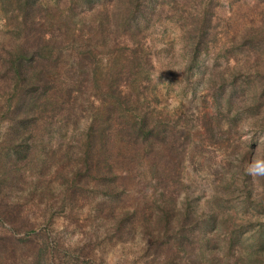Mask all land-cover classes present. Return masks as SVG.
<instances>
[{
    "label": "rangeland",
    "instance_id": "rangeland-1",
    "mask_svg": "<svg viewBox=\"0 0 264 264\" xmlns=\"http://www.w3.org/2000/svg\"><path fill=\"white\" fill-rule=\"evenodd\" d=\"M43 1L53 10L48 15L42 7L41 26L49 19L55 24L67 19L71 7H62L64 13L57 17L52 7L56 0ZM160 3L164 10L143 39L153 66L138 89L127 96L124 88L125 102L116 105L112 92L88 79L106 74L112 59L122 55L125 41L120 46L99 42L95 58L74 59L71 55L78 53L71 42L54 46L50 60L56 69L46 88L29 89L12 68L29 27L21 7L0 0V264H189L197 259L200 243L185 250L175 245L176 235L153 237L146 226L148 215L140 212L154 205L163 190L154 175V151L130 141L123 124L128 121L130 127L140 114L176 125L178 135L184 127L190 129L181 183L184 190L187 186L201 195L200 211L214 191L217 174L231 179L235 173L238 143L249 150L247 165L260 158L264 107L257 114L240 110L243 115L230 132L227 116L218 113L227 132L212 138L199 119L204 113L216 117L206 90L210 77L227 75L226 88L245 87L264 73V46L253 55L242 43L251 26L264 24V0ZM197 33L202 43L190 78L187 69L197 40L191 41ZM28 97L32 107L25 104ZM104 127L109 137L103 139ZM255 187L264 194V179L258 176ZM247 210L256 215L253 222L258 216L264 221L263 207L254 203ZM245 217H237L246 224L242 231L255 230L258 225L242 221ZM205 232L217 234L209 228ZM167 240L173 248L158 246Z\"/></svg>",
    "mask_w": 264,
    "mask_h": 264
},
{
    "label": "trees",
    "instance_id": "trees-1",
    "mask_svg": "<svg viewBox=\"0 0 264 264\" xmlns=\"http://www.w3.org/2000/svg\"><path fill=\"white\" fill-rule=\"evenodd\" d=\"M10 1L21 7L25 26L29 27L28 37L21 45L22 56L16 57L12 67L17 81L25 80L29 89L37 90L41 84L44 86L50 80V75L56 69V63L50 60L52 49L65 42H71L78 53L77 56L71 55L75 59L84 55L95 58L99 42L113 41L120 46L125 41L122 55L117 60L112 59L106 74L97 77L98 79H88L93 84H101L104 92L109 95L112 92L116 105L125 102L122 97L124 88L128 91V96L129 91L138 89L148 77L145 72L153 66V57L148 48H145L143 39L146 38V32L150 30L154 18L159 17L164 10L158 6L162 3L161 0H56V4L52 6L55 7L54 15L62 16V7H71L70 13L65 20L58 19V24L49 19L45 27L41 26L44 19L40 14L45 10L42 7H47V14L53 9L43 0ZM246 34L242 43L248 46L251 54L259 55L261 46H264V24L251 26ZM31 35L38 36L34 38ZM200 39L201 35L197 33V38L191 41L193 45L197 40L187 69L188 75L200 54ZM190 76L191 74L188 77ZM225 76L227 75L210 77L207 80L206 90L211 92L207 94L213 100L216 117L214 114L209 116V113H204L199 121L211 138L219 133L230 132L243 115L240 110H253L257 114L264 107V100H261L264 94V73L257 74L261 78L245 87L232 85L226 88ZM220 80L222 82L219 83ZM200 83L201 81L197 82L196 86ZM25 104L32 107V98L28 97ZM111 110L115 111L113 104ZM218 113L227 116V122H230L227 131L222 129V119H219ZM207 118L213 120L209 122ZM262 119L264 120V116ZM123 124L129 128L130 141L142 146L146 144L150 148L149 152L154 151V175L163 190L160 199L153 202L154 205L147 204L140 210L143 215H148L146 226L152 231L153 237L166 236L171 239V234L176 235L175 245L179 243V248L185 250L195 249L196 243H200L197 259L189 264H264V221L258 216L253 222L256 215L247 214L250 204L256 203L258 207L264 208V194L259 193L255 187L258 177L247 174L246 161L250 154L247 147L238 143L235 149L238 163L235 173L231 175V179H227L224 172L217 174L214 191L205 199L200 211L197 198L201 195L196 196L187 186L184 190L181 183V166L186 156L185 139L191 136L190 129L184 127L185 131L178 135L176 125H162L154 117L148 118L147 113L140 114L135 122H129L130 127L128 121ZM107 129L108 127H104L100 130L103 139L105 135L109 137ZM182 136L185 137L184 141ZM260 150L261 158L264 157V145ZM259 177L264 179V176ZM256 210L255 207V212ZM240 214L246 216V220L242 221L250 222L251 226L257 224L258 227L244 233L242 227L246 224L239 223L237 219ZM207 228L217 232L215 237L205 235ZM168 243L169 240L158 246L168 245L173 248Z\"/></svg>",
    "mask_w": 264,
    "mask_h": 264
},
{
    "label": "clouds",
    "instance_id": "clouds-1",
    "mask_svg": "<svg viewBox=\"0 0 264 264\" xmlns=\"http://www.w3.org/2000/svg\"><path fill=\"white\" fill-rule=\"evenodd\" d=\"M264 143V137H260L259 146ZM247 174L253 177L264 176V157L256 159L253 163L247 165Z\"/></svg>",
    "mask_w": 264,
    "mask_h": 264
}]
</instances>
